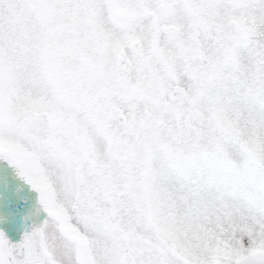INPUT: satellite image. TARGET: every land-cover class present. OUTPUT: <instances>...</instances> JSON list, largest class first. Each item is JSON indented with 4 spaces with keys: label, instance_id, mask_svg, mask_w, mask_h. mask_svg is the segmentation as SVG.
<instances>
[{
    "label": "snow or ice",
    "instance_id": "obj_1",
    "mask_svg": "<svg viewBox=\"0 0 264 264\" xmlns=\"http://www.w3.org/2000/svg\"><path fill=\"white\" fill-rule=\"evenodd\" d=\"M0 221V264H264V0H0Z\"/></svg>",
    "mask_w": 264,
    "mask_h": 264
},
{
    "label": "rangeland",
    "instance_id": "obj_2",
    "mask_svg": "<svg viewBox=\"0 0 264 264\" xmlns=\"http://www.w3.org/2000/svg\"><path fill=\"white\" fill-rule=\"evenodd\" d=\"M20 183V182H19ZM27 187V188H26ZM33 193L35 194H32L31 191L29 190V187L28 186H24L21 193H20V196L21 198L23 196H28L30 197L29 201L27 204H24L22 202V206L24 207V209H22V211H27L29 212V209H32L33 212L35 211V208L38 206V193L35 192V191H32ZM42 215L40 217H37L36 215H32V222L31 224L35 221V222H39L40 219H42ZM31 224H27L26 227H16L15 226V230L14 231H9V236H10V239L13 241V242H18L21 238H22V234L23 232L30 228ZM0 227H5V225L3 224H0ZM6 231H8V229L6 228L5 229Z\"/></svg>",
    "mask_w": 264,
    "mask_h": 264
}]
</instances>
